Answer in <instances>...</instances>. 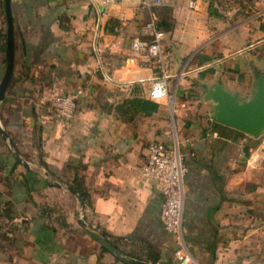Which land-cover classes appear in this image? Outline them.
Masks as SVG:
<instances>
[{"label": "crops", "instance_id": "0c3cea01", "mask_svg": "<svg viewBox=\"0 0 264 264\" xmlns=\"http://www.w3.org/2000/svg\"><path fill=\"white\" fill-rule=\"evenodd\" d=\"M12 12L14 73L0 102V264H128L89 230L131 258L183 264L162 221L164 197L143 174L148 145L175 138L189 169L186 264H264V134L214 120L200 88L222 81L252 97L255 73H264V0H12ZM153 16L164 24L162 60L131 48ZM7 41L0 0V83ZM164 71L172 100L151 99ZM78 90L74 117L62 119L53 99Z\"/></svg>", "mask_w": 264, "mask_h": 264}, {"label": "built area", "instance_id": "2783aa9c", "mask_svg": "<svg viewBox=\"0 0 264 264\" xmlns=\"http://www.w3.org/2000/svg\"><path fill=\"white\" fill-rule=\"evenodd\" d=\"M120 1L122 0H101L105 5ZM146 3L148 6L163 5L165 0H146ZM195 6L196 2L191 1L190 7ZM164 37L165 32L160 28L158 18L153 16L142 28L140 34L133 38L131 48L137 54H146L153 59L162 60L165 54ZM167 76V72L164 71L163 76L156 79L150 93L151 99L167 96L172 100L168 94ZM82 92V90H78L75 93L53 99L52 106L59 117L65 120L74 117ZM188 170L185 155L177 138L171 144L156 140L148 145L147 163L143 167V174L154 182L164 197L162 221L165 228L176 236L179 246L177 256L183 264L191 261L184 238V212L187 194L185 178Z\"/></svg>", "mask_w": 264, "mask_h": 264}, {"label": "water", "instance_id": "95a60500", "mask_svg": "<svg viewBox=\"0 0 264 264\" xmlns=\"http://www.w3.org/2000/svg\"><path fill=\"white\" fill-rule=\"evenodd\" d=\"M5 6L8 20L7 67L4 78L0 83V102L4 99L6 91L12 81L15 65V28L12 0H5ZM255 76V91L249 99H241L237 93L228 90L222 81H218L211 86L207 82H204L200 84V88L204 94V99L212 102V118L214 120L238 129L250 136L259 137L264 134V73L262 70H257ZM1 132L7 139L16 158L28 168H31L30 162L20 153L8 132L3 127H1ZM69 190L78 197L80 204L84 206L85 200L82 195L71 186ZM89 232L124 262L128 264H152L123 254L103 235L94 230H89Z\"/></svg>", "mask_w": 264, "mask_h": 264}, {"label": "trees", "instance_id": "16d2710c", "mask_svg": "<svg viewBox=\"0 0 264 264\" xmlns=\"http://www.w3.org/2000/svg\"><path fill=\"white\" fill-rule=\"evenodd\" d=\"M158 22H159V26H160V28L163 29V26H164L163 22H162L160 19H158ZM154 107H155V106L153 105V108H154Z\"/></svg>", "mask_w": 264, "mask_h": 264}]
</instances>
